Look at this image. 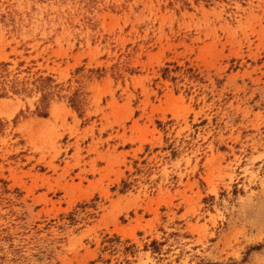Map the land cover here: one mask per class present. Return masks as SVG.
<instances>
[{
    "label": "rangeland",
    "instance_id": "1",
    "mask_svg": "<svg viewBox=\"0 0 264 264\" xmlns=\"http://www.w3.org/2000/svg\"><path fill=\"white\" fill-rule=\"evenodd\" d=\"M0 264H264V0H0Z\"/></svg>",
    "mask_w": 264,
    "mask_h": 264
}]
</instances>
